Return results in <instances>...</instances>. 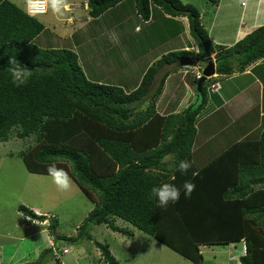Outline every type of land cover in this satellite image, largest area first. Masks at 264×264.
<instances>
[{
    "label": "trees",
    "instance_id": "obj_1",
    "mask_svg": "<svg viewBox=\"0 0 264 264\" xmlns=\"http://www.w3.org/2000/svg\"><path fill=\"white\" fill-rule=\"evenodd\" d=\"M123 1L90 0V15L98 18ZM134 1L144 21L150 20L152 4L168 15L188 16L199 52L162 56L131 92L89 80L73 50L34 44L43 24L10 0L0 4V142L33 137L34 145L19 153L27 169L48 175L47 166L55 163L95 204L74 242L92 241L91 230L98 225L129 236L117 225L122 220L193 264H203L200 246L238 243L247 250L239 264H264V131L199 169L193 160L196 125L215 78L203 84L200 104L182 113L163 116L156 107L167 78L183 68V58L198 59L202 70L219 51L217 73L226 76L264 59V25L232 47H222L211 41L195 6L180 0ZM13 59L31 70L26 86L11 82ZM181 160L192 164L187 173L176 170ZM186 181L196 186L190 198L185 197ZM163 183L180 190L179 200L167 207H159L151 194ZM18 211L30 218L28 223L50 220L52 233L58 226L26 206ZM95 245L105 264H119L108 244ZM53 253L46 250L27 264H46Z\"/></svg>",
    "mask_w": 264,
    "mask_h": 264
},
{
    "label": "crops",
    "instance_id": "obj_2",
    "mask_svg": "<svg viewBox=\"0 0 264 264\" xmlns=\"http://www.w3.org/2000/svg\"><path fill=\"white\" fill-rule=\"evenodd\" d=\"M3 1L5 0H0V4ZM10 1L26 11L28 0ZM133 1L124 0L100 17L93 18L90 15V0H65L60 14H54L50 8L44 18L34 17L43 24L44 30L33 43L41 48H44L42 44H72L77 51L86 46L88 55L81 60L79 58L80 65L84 69L88 62H93L95 67L88 74L84 71L87 78L92 82L122 87L127 92L139 86L145 71L162 56L177 51L199 52L188 16H171L158 5L152 4L150 20L144 21ZM242 3L245 4L241 6L245 16L242 15L236 28L231 20L232 13L228 12L231 10L230 5L233 7L234 4L227 2L217 7L215 12L218 16L208 26H204L213 44L232 47L264 25V0ZM222 11L228 12V15L222 17ZM50 12L51 18H47ZM116 14L120 17L117 21L113 19ZM200 15L202 22L204 16ZM58 27L66 29L63 42L55 39L50 42L41 41L45 30L56 31ZM117 38L120 44H117ZM125 44L127 46L118 55L117 49ZM135 46L140 50L133 49ZM49 48L53 47L48 45ZM132 50L133 52H129ZM75 53L78 55L76 51ZM218 53L219 51L213 53L211 58L216 60ZM143 56V59H149L148 64L142 62ZM113 65L116 68L111 69L110 66ZM168 69L170 68L163 71ZM196 71L198 70L195 68L183 67L170 74L157 102L159 114H179L191 105L200 104L201 97L195 87ZM213 78L212 83H219L220 90L211 92L208 86V101L196 125L193 160L199 169L234 144L251 137L259 139L264 131V59L252 64L244 72H235L229 76L217 74ZM257 133L258 136L255 137ZM221 134L223 138L216 141V137ZM36 213L40 214L38 209ZM230 246L232 245H226L227 248Z\"/></svg>",
    "mask_w": 264,
    "mask_h": 264
},
{
    "label": "rangeland",
    "instance_id": "obj_3",
    "mask_svg": "<svg viewBox=\"0 0 264 264\" xmlns=\"http://www.w3.org/2000/svg\"><path fill=\"white\" fill-rule=\"evenodd\" d=\"M180 1L184 5H193L201 11L200 14L204 16L202 21L204 26H208L218 16L215 11L220 4L233 3V7L230 5L231 10L228 12L232 13L231 20L235 28L241 21L242 15L245 16L244 13L242 14L241 6H245L242 2L250 3V0H218L219 4L215 6L216 4H213L211 0ZM204 6L206 9H203ZM228 12L222 11L221 16H227ZM51 15L50 12L47 18H51ZM44 16H39V19ZM113 19L117 21L120 17L116 14ZM65 30L62 27H58L56 31L47 29L41 41L50 42L55 39L57 42H63ZM116 40L117 44H120L118 38ZM42 45L45 49H48V45L53 48L68 47L67 49L78 53L80 60L88 55L86 46H82L77 51L72 44ZM126 46L125 44L117 49V54L119 55ZM135 48L136 51L140 50L137 46L133 49ZM148 60L143 59L142 62L148 64ZM110 68L114 69L116 66L113 65ZM92 69H95L93 62H88L83 70L88 74ZM257 136L258 133L255 134V137ZM220 138H223V134L216 137V141ZM250 139L255 140L253 137ZM34 143L33 137L21 140L15 136H12L8 142H0V264L32 263L49 249L54 250V257L51 254L48 255L46 264H105L101 258V251L95 245L96 241L108 244L119 264H193L169 247L122 220L117 221V225L127 228L130 232L129 236L113 232L106 225H98L91 230L92 241L84 239L74 242L79 228L87 222L95 204L72 178L70 189L61 191L49 175L31 173L19 153L28 150ZM21 205L35 212L38 209L40 214H37L53 218L58 224L54 233L51 231L50 220L43 223L37 220L28 223L30 218L18 211ZM200 250L204 256L203 264H239V259L243 256L240 243L233 244L229 248L224 244L205 245L200 246Z\"/></svg>",
    "mask_w": 264,
    "mask_h": 264
},
{
    "label": "clouds",
    "instance_id": "obj_4",
    "mask_svg": "<svg viewBox=\"0 0 264 264\" xmlns=\"http://www.w3.org/2000/svg\"><path fill=\"white\" fill-rule=\"evenodd\" d=\"M28 2H29V4H31L32 0H28ZM39 2L50 7L54 14H60L62 12L64 5H65V0H39ZM26 12H27V7H26ZM31 17H33V16H31ZM211 60H213L216 63V74L215 75H217L218 74L217 73V61L214 60L213 58H211ZM9 63L11 65H13V67L11 68V82H12V84L16 87L26 86L28 84L30 78H31V75H32L31 70L27 69L26 67H21L19 65L16 66V61L14 59L10 60ZM183 67H191V68H195L198 70L194 74L195 80H197V82L203 77V71H204L205 67L202 70L200 69L201 66H199V64H198V66H183ZM197 73H200L202 75V77L200 79H197V77H196ZM215 75H213L211 78H213ZM211 78H208L207 80H209ZM214 84H217V83H211L209 85V89L211 92H213L211 90V86ZM196 85H197V83H196ZM196 90H197V88H196ZM216 92H218V91H216ZM191 167H192V164L190 161L181 160L179 162V164L176 166V170H178L182 173H187ZM47 173L51 177L53 183L57 186V188L59 190L67 191L70 189L71 178L69 177V175L65 169L59 168L56 166L55 163H52V164H49L47 166ZM183 187L185 190V197L190 198L191 194L195 190V187H196L195 184H193L190 181H186L184 183ZM151 194L157 198L159 207H167L169 205V203H175L180 198V190L176 186H174L173 184H169V183H163L158 187H153L151 189ZM242 251H243V255H244L247 252L246 247H243Z\"/></svg>",
    "mask_w": 264,
    "mask_h": 264
},
{
    "label": "water",
    "instance_id": "obj_5",
    "mask_svg": "<svg viewBox=\"0 0 264 264\" xmlns=\"http://www.w3.org/2000/svg\"><path fill=\"white\" fill-rule=\"evenodd\" d=\"M181 66H198L199 60L197 59H186L183 58L180 60ZM216 74V63L211 60L207 65L205 66V69L203 71V77L197 82L196 88L198 94L202 93L203 84L208 78H211L213 75Z\"/></svg>",
    "mask_w": 264,
    "mask_h": 264
},
{
    "label": "built area",
    "instance_id": "obj_6",
    "mask_svg": "<svg viewBox=\"0 0 264 264\" xmlns=\"http://www.w3.org/2000/svg\"><path fill=\"white\" fill-rule=\"evenodd\" d=\"M49 7L40 3L39 0H32L31 4H29V2L27 3V13L30 16L33 17H39V16H44L48 13ZM197 79H200L202 77V75L200 73L196 74ZM220 89V85L214 84L211 86V90L213 92L219 91Z\"/></svg>",
    "mask_w": 264,
    "mask_h": 264
}]
</instances>
